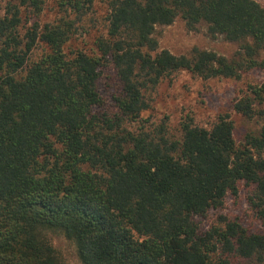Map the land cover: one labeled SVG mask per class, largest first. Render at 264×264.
I'll use <instances>...</instances> for the list:
<instances>
[{"label":"trees","instance_id":"trees-1","mask_svg":"<svg viewBox=\"0 0 264 264\" xmlns=\"http://www.w3.org/2000/svg\"><path fill=\"white\" fill-rule=\"evenodd\" d=\"M176 20L237 48L160 49L156 28ZM181 72L234 81L264 72V7L0 0V264H65L54 236L80 264H264V81L232 104L259 124L236 141L228 114L174 128L144 116ZM241 187L261 229L221 214L203 229L198 220Z\"/></svg>","mask_w":264,"mask_h":264},{"label":"rangeland","instance_id":"rangeland-1","mask_svg":"<svg viewBox=\"0 0 264 264\" xmlns=\"http://www.w3.org/2000/svg\"><path fill=\"white\" fill-rule=\"evenodd\" d=\"M264 7V0H255ZM95 18L103 17L102 5L97 6ZM100 10V11H99ZM53 13L45 10L41 21L51 18ZM155 36L158 39L160 49L170 51L174 55H186L196 47L213 51L219 55L231 57L237 46L224 41L222 38L211 39L206 35L205 27L199 25L195 30H189L183 22L176 20L172 25L157 27ZM84 41V40H83ZM91 36L84 42L90 43ZM76 45L82 46L80 41ZM264 81V72L248 73L240 81L231 79L202 80L187 72L177 74L173 80L166 81L158 87L151 110L144 116L152 119L169 118L170 125L178 127L179 123L188 116L199 126H210L218 116L228 114L234 126V138L240 141L246 133L256 132L258 122L247 120L232 110V104L241 91H245L249 83ZM248 189L241 187L236 198L228 196L223 208L219 211H211L205 219H199L198 223L203 229L221 214L229 218H240L245 227L259 230L261 227L251 217L246 204ZM54 248L58 251L59 258L65 264H80L75 255L73 244L62 237H52Z\"/></svg>","mask_w":264,"mask_h":264}]
</instances>
